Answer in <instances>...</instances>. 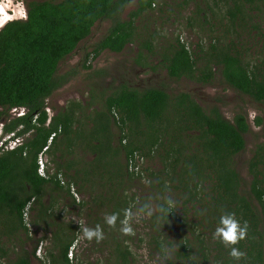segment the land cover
Returning a JSON list of instances; mask_svg holds the SVG:
<instances>
[{"label": "trees", "instance_id": "1", "mask_svg": "<svg viewBox=\"0 0 264 264\" xmlns=\"http://www.w3.org/2000/svg\"><path fill=\"white\" fill-rule=\"evenodd\" d=\"M131 1L25 0V15L0 26V127L15 135L28 132L14 147L0 146V264H35L32 258H37L35 248L41 239L32 234L38 227L50 233L38 264H80L67 255L78 225L60 213L64 206L69 211L87 206L93 212L92 227L101 225L109 245L103 264H135L124 242L126 236L118 231L119 220L137 201L144 209V198L153 206L146 218V243L167 264H264V124L260 116L252 119L255 125L262 124V132L246 159L247 180L234 160L249 130L245 114L234 112L226 118L216 106L204 109L186 91L169 93L154 86L120 84L103 98V108L89 116L92 126L86 131L80 125L70 127L80 120L74 114L80 107L77 101L70 100L45 122V98L77 71L71 67L57 72L58 62L100 19H108L107 28L84 51L81 67L89 68V60L102 49L120 51L133 41L137 63L144 55L157 53L169 76H186L200 83L211 82L213 65L230 87L264 103V62L249 63L236 41L245 20L256 26L250 11L262 0H212L219 11L217 20H226L225 30L233 37H215L206 46L196 43L191 50L177 36L164 46L158 42L155 27L147 25L148 20L154 22L149 14L158 0H134L122 17ZM196 8L201 11L200 20L188 15L185 22L200 28L211 21L205 11L213 16L214 10L210 5L206 10ZM12 107L24 111L8 117ZM109 113L114 116L115 131L109 128ZM57 126L71 145L69 151L81 144L91 157H73L65 165L54 161V170L42 176L36 172V155ZM133 153L143 157L137 170L127 168ZM152 155L158 159L156 167L145 164ZM58 172L66 184L59 182ZM69 181L79 192H86L85 199L71 196ZM140 186L146 194L141 204L135 192ZM29 200L30 231L22 215ZM112 212L120 214L116 229L103 221ZM227 212L248 223L247 237L237 245L246 252L240 261L212 238L220 215Z\"/></svg>", "mask_w": 264, "mask_h": 264}, {"label": "rangeland", "instance_id": "2", "mask_svg": "<svg viewBox=\"0 0 264 264\" xmlns=\"http://www.w3.org/2000/svg\"><path fill=\"white\" fill-rule=\"evenodd\" d=\"M179 1L158 0L154 5L153 14H149L154 19V22L148 20L147 25L155 27L159 35L158 42L161 45L164 46L167 41L172 42L173 38L177 36L191 50L196 43L206 46L215 37L223 36L225 39L233 37L231 31L225 30L226 20H217L219 11L212 4V0H189L183 6L176 4ZM24 2L25 0H0V21H2L0 26L8 19L23 17L25 15ZM263 2L264 0L257 2V9L250 11L251 17L254 20L251 22H255L256 26L252 27L248 20H245L237 30L238 37L236 41L238 42V48L242 51L243 58L247 59L251 64L264 62L262 61L264 59ZM207 5L213 7L214 15L211 14L213 16H210V12L206 10ZM218 5H221V2H218ZM133 6L134 0L124 7L121 16L124 17L126 12ZM196 6L200 9H205L206 18H210L209 21L211 20L209 23L201 24L200 28L194 23L190 27L185 22L188 15H192L200 20L199 14L201 11L199 9L196 11ZM214 17H216V20ZM107 25L108 19L95 21L91 26L89 34L79 40L76 47L58 62L57 72H63L71 67L76 68L77 72L45 98L46 113L52 114L55 110H61L64 107L63 105L71 100L77 101L80 104V107L75 110L74 114H79V118L83 116L89 117L95 110L103 108V98L111 93V86L123 81H130L133 84L140 82L143 87L161 84L169 93L186 91L204 109L216 106L219 112L226 118H231L234 112L245 114L249 130L243 134L245 140L244 148L234 156V160L238 172L244 180H247L249 176L245 168L246 159L250 155L253 144L261 139L260 125H255L252 119L255 115H258L263 119L264 123V103L255 101L248 95L230 87L218 75L216 68L213 69L214 77L210 83H200L183 76L178 78L168 76L160 63L159 56L156 55L157 53L144 55V58L140 59V63H137L134 61L136 46L133 41L126 43L120 51L113 52L103 49L93 59L89 60L91 68L81 67L84 51L89 49L90 45L105 32ZM152 65L153 68H151ZM97 70L98 72H95ZM94 77L97 78L96 82H98L96 86L91 85ZM137 86L135 85V87ZM8 112L12 114L10 109ZM72 126L76 128L79 124L73 122ZM0 144L2 145L3 143ZM50 161L49 155L46 154L45 166L47 170L54 169ZM145 164L156 167L158 166V159L154 155L148 156ZM135 189V192L140 195L139 200L141 204L143 195L146 196L145 188L140 186L139 190L137 187ZM78 194V199L86 198V192L78 191ZM144 201V209H141L138 205L137 202L139 201L135 203L132 209L133 219L131 224L134 234L126 236L124 242L132 253L135 264H167L163 257L153 251L150 245L146 243L147 232H149L146 218L153 206L149 198H146V200L144 198ZM60 213L78 225L71 243L70 256L78 259L80 264H103L109 249L108 242L105 239L100 243H96L95 241L89 242L82 237L81 233L82 226L92 227V220L95 216L93 212L89 211L87 206H82L78 210L74 207L70 211L67 206H64ZM49 234L47 228L44 230H33L32 236L40 237L41 239V249L39 250V255L36 256L35 254L37 258H32L33 263L38 264V258H43V249L49 245Z\"/></svg>", "mask_w": 264, "mask_h": 264}, {"label": "clouds", "instance_id": "3", "mask_svg": "<svg viewBox=\"0 0 264 264\" xmlns=\"http://www.w3.org/2000/svg\"><path fill=\"white\" fill-rule=\"evenodd\" d=\"M119 216L120 214L118 212L105 214L103 217L104 224L109 228L116 229ZM132 219L133 212L131 209H125L124 219L119 220L120 227L118 231L122 235L129 236L134 234V229L131 224ZM81 233L82 237L89 242L95 241L96 243H100L105 239L104 229L100 224H96L94 227L82 226ZM247 233V221L241 223L236 218L234 212H227L220 215L218 225L212 233V238L229 249L228 254L233 260L240 261L246 257V252L240 250L237 245L246 239Z\"/></svg>", "mask_w": 264, "mask_h": 264}, {"label": "flooded vegetation", "instance_id": "4", "mask_svg": "<svg viewBox=\"0 0 264 264\" xmlns=\"http://www.w3.org/2000/svg\"><path fill=\"white\" fill-rule=\"evenodd\" d=\"M180 41V40H179ZM181 42V41H180ZM103 50V49H102ZM108 50V49H107ZM111 51V50H110ZM114 52V51H113ZM89 68H91V66L89 67ZM89 68H87V69H89ZM213 69H214V67H212ZM165 69V68H164ZM154 71V70H153ZM77 72V71H76ZM95 72H98V70L97 71H95ZM166 72V71H165ZM75 74V73H74ZM73 74V75H74ZM168 75V74H167ZM72 76V75H71ZM70 76V77H71ZM169 76V75H168ZM69 77V78H70ZM171 77V76H170ZM181 77V76H180ZM183 77H185V78H187V79H189L188 77H186V76H183ZM68 78V79H69ZM173 78H175V77H173ZM67 79V80H68ZM97 81V78L96 77H94L93 78V81H92V84L91 85H95L96 86V84H98V82H96ZM120 84H126V85H129V86H134L135 87V85H138L137 86V88H143V85H141L140 84V82H137V83H131L130 81H123V82H118V83H115L114 85H112L111 87V90L113 91L114 89H117L118 87H119V85ZM148 87V86H147ZM154 87H159V88H163L164 89V86L163 85H161V84H159L158 86H154ZM164 90H166V89H164ZM111 91V92H112ZM168 92V91H167ZM66 105V103L63 105V106H65ZM64 108V107H63ZM57 111H59V110H55L52 114H47V117H46V120H45V122H48V120H49V118H50V116H52V115H54ZM10 112L12 113V114H9L8 115V117H13V116H16V115H19V114H15L16 113V111L15 110H13V111H11L10 110ZM85 115V114H84ZM91 115H93V114H91ZM109 116H110V118H109V121H110V123H109V128L113 131H115V127H114V125H113V123H112V118L114 117L111 113H109ZM80 117V116H79ZM84 118H85V120H84ZM7 119V118H6ZM81 120H83V121H85V122H82ZM261 121H262V124H264L263 123V119L261 118ZM76 123V122H75ZM79 125H80V127H82V128H85V131H86V129L87 128H90L91 126H92V120L90 119V117H87V116H83V117H81L80 118V121H79V123H78ZM262 124H259L260 125V131L262 132V127H261V125ZM73 125V124H72ZM72 125H70V127H72L73 129H74V126H72ZM18 127H20V125H18L17 126V128ZM0 131H1V143H3L1 146H2V148L3 149H10V148H12V147H14L15 145H17V144H19V143H21L22 142V140H23V138H24V136H26L27 135V133L28 132H25V133H23V134H21V135H15L14 134V132H12V131H9V132H3L2 131V129H1V127H0ZM52 134H51V138H50V140H49V142L47 143V146H46V148H45V150L43 151V157H44V162H46V154H48L49 155V159L51 160V158H53V153H52V150H54V148H57L56 149V155H57V157H56V161L57 162H59L60 164H66V158H64V156H60V152L61 151H64L63 153L65 154L66 153V151H67V148H68V144H67V140L65 139V133H63V132H61V130H60V126H57L56 127V129L55 130H53L52 132H51ZM69 147H71V145L69 146ZM50 151H49V150ZM58 153V154H57ZM52 154V155H51ZM51 156V157H50ZM51 162V165L53 166V168H54V162L51 160L50 161ZM54 170V169H53ZM53 170H47V168H46V166H45V175H46V173H47V171L48 172H51V171H53ZM72 172V171H71ZM57 178L59 179V182L60 183H63V184H66V179H65V177H64V175H62L60 172H58L57 173ZM69 185L70 186H72V189H73V191L76 193V195H77V198L75 199V197L72 195V192H70V189H69ZM67 186H68V191H69V193L71 194V196L75 199V200H79L78 199V197H79V194H78V190H77V186L73 183V181H69L68 182V184H67ZM31 211V210H30Z\"/></svg>", "mask_w": 264, "mask_h": 264}, {"label": "built area", "instance_id": "5", "mask_svg": "<svg viewBox=\"0 0 264 264\" xmlns=\"http://www.w3.org/2000/svg\"><path fill=\"white\" fill-rule=\"evenodd\" d=\"M10 110L11 111L15 110L16 111L15 114H20V113H22L24 111V108L23 107H12V108H10ZM51 134L52 133H50L48 135V137L46 139V143L40 148V150L37 152V155H36V172L39 175H42V176H45V162H44V157H43V151L45 150V148L47 146V143L49 142V140L51 138ZM0 143H1V140H0ZM142 162H143V157L133 153L132 158L131 157L128 158L127 168L129 170H132V169L133 170H137L140 167V165L142 164ZM69 189H70V192H72V195L76 199L77 195L73 191L72 186L69 185ZM29 204H30V200L27 201L26 204L24 205L23 210H22V215H23V220L25 222V225L27 226L28 230L30 231L32 226H31V224L29 222L28 215H27L28 214ZM40 246H41V241H39V243L37 244V246L35 248L36 256L39 255V250L41 249ZM71 249H72V245H70L68 250H67V255L69 257H70V254H71Z\"/></svg>", "mask_w": 264, "mask_h": 264}, {"label": "crops", "instance_id": "6", "mask_svg": "<svg viewBox=\"0 0 264 264\" xmlns=\"http://www.w3.org/2000/svg\"><path fill=\"white\" fill-rule=\"evenodd\" d=\"M83 148L84 147H81V144H77V146L76 147H74V150H72V151H69V147L67 148V151H66V153L64 154L63 152L64 151H61L59 154H60V156H64V158H66V161L67 160H70V159H73V157L74 158H76L77 156H79L80 157V155L81 156H83V157H85V158H90L91 157V155L89 154L88 155V153H85V150H83ZM56 149L57 148H54V150H52V153H53V158H51V160L54 162V161H56L57 159H56V157H57V155L55 154L56 153ZM77 149H79V150H77ZM58 154V153H57ZM52 155V154H51ZM88 156V157H87ZM51 157V156H50ZM62 165H64V164H62ZM70 172L72 171V166H70V170H69ZM37 229H39V230H44L43 228H41V227H38Z\"/></svg>", "mask_w": 264, "mask_h": 264}, {"label": "snow or ice", "instance_id": "7", "mask_svg": "<svg viewBox=\"0 0 264 264\" xmlns=\"http://www.w3.org/2000/svg\"><path fill=\"white\" fill-rule=\"evenodd\" d=\"M0 23H2V21H0Z\"/></svg>", "mask_w": 264, "mask_h": 264}]
</instances>
